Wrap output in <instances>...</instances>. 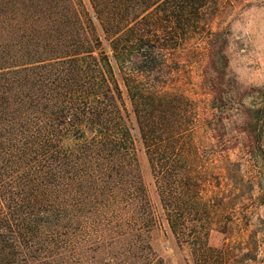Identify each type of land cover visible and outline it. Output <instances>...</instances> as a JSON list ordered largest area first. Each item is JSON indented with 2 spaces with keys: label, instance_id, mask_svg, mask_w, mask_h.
I'll list each match as a JSON object with an SVG mask.
<instances>
[{
  "label": "trees",
  "instance_id": "obj_1",
  "mask_svg": "<svg viewBox=\"0 0 264 264\" xmlns=\"http://www.w3.org/2000/svg\"><path fill=\"white\" fill-rule=\"evenodd\" d=\"M219 11L220 0H0V264H173L162 238L180 264H214L217 163L203 150L264 162L250 141L264 121L243 103L264 89L231 73ZM195 54L202 101L186 89ZM233 179L236 195L261 189L253 173Z\"/></svg>",
  "mask_w": 264,
  "mask_h": 264
},
{
  "label": "rangeland",
  "instance_id": "obj_2",
  "mask_svg": "<svg viewBox=\"0 0 264 264\" xmlns=\"http://www.w3.org/2000/svg\"><path fill=\"white\" fill-rule=\"evenodd\" d=\"M215 29H219L227 40L225 46L229 61V69L237 81L244 87H257L264 89V0H220V11L214 22ZM193 64L187 69L191 70V82L186 86L187 93L196 98L197 101L204 100L198 95L202 90L199 88L203 78L204 61L200 55L195 54ZM199 57V58H198ZM201 60V61H200ZM202 102L200 107H203ZM245 108L250 113L246 116L264 121V116L257 115L255 111L263 107L264 99L261 96L252 95L243 98ZM233 120H237L233 117ZM238 121V120H237ZM208 123V121H207ZM240 121L232 126L238 128ZM264 125V122H263ZM264 129V128H263ZM230 134V128L227 129ZM233 145L238 136L233 131ZM246 134H241L246 137ZM250 141L255 148V156L264 158V130L260 135H251ZM260 138L262 145H256ZM221 146H208L203 150V162L217 163L216 170L211 174L209 180L216 187L217 193L215 206L217 210L211 209V226L207 235V245L213 252L214 264H264V207L259 203V196L264 189V162L260 165L250 160L248 164L241 159L237 147H233L229 156L222 154L224 148ZM249 166V172H245V166ZM238 166H240L238 168ZM144 178L149 181L145 164L141 161ZM232 170L229 178L221 173V169ZM223 171V170H222ZM240 171V175L253 173L259 178L261 189L254 192L247 187L240 189L238 194L233 192L234 175ZM253 171V172H252ZM208 188V187H207ZM153 201L154 198L152 197ZM163 251L166 252L173 264H180L169 240L161 239ZM186 256V254H185ZM189 259L188 256H186Z\"/></svg>",
  "mask_w": 264,
  "mask_h": 264
}]
</instances>
